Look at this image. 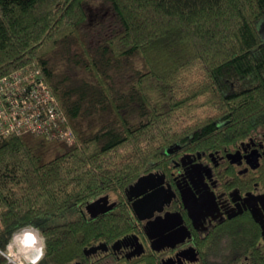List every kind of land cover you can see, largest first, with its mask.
I'll return each instance as SVG.
<instances>
[{
    "label": "trees",
    "instance_id": "1",
    "mask_svg": "<svg viewBox=\"0 0 264 264\" xmlns=\"http://www.w3.org/2000/svg\"><path fill=\"white\" fill-rule=\"evenodd\" d=\"M107 1L122 30L96 59L80 39L85 0H0V77L39 68L75 136L72 146L31 134L0 141V251L38 229L40 264L79 260L128 227L86 219L87 202L122 195L169 154L209 152L264 127V0ZM62 49L66 70L50 60ZM136 57L143 70L116 87L110 71Z\"/></svg>",
    "mask_w": 264,
    "mask_h": 264
},
{
    "label": "flooded vegetation",
    "instance_id": "2",
    "mask_svg": "<svg viewBox=\"0 0 264 264\" xmlns=\"http://www.w3.org/2000/svg\"><path fill=\"white\" fill-rule=\"evenodd\" d=\"M167 160L144 174H152L146 185L128 192L136 179L122 195L83 206L86 219L120 217L128 227L65 264H264V127ZM103 196L105 210L88 212Z\"/></svg>",
    "mask_w": 264,
    "mask_h": 264
},
{
    "label": "built area",
    "instance_id": "3",
    "mask_svg": "<svg viewBox=\"0 0 264 264\" xmlns=\"http://www.w3.org/2000/svg\"><path fill=\"white\" fill-rule=\"evenodd\" d=\"M27 134L75 144L72 128L39 68L26 65L0 77V141Z\"/></svg>",
    "mask_w": 264,
    "mask_h": 264
},
{
    "label": "rangeland",
    "instance_id": "4",
    "mask_svg": "<svg viewBox=\"0 0 264 264\" xmlns=\"http://www.w3.org/2000/svg\"><path fill=\"white\" fill-rule=\"evenodd\" d=\"M84 8L87 18L80 27V39L85 43L88 51L93 55V57L98 59L99 47L103 45L108 38L120 32L122 30V25L112 7V4L107 0H85ZM70 44L72 52L79 50L78 45L74 40H72ZM62 54L63 49L51 55L50 60L54 61L58 68L66 70L68 67L60 61ZM140 70H143V65L139 58L136 57L124 60L120 68H114L110 71L111 81L116 87L126 90L130 82L135 78L136 74ZM70 73L74 77H88V73L80 69H70ZM97 120V118L93 117L84 121L83 125L87 130L86 134H89L90 131H94L96 129V127L93 129V126ZM55 155L57 154L50 151L46 158L50 159ZM26 232H29V230L22 233ZM36 236L39 237L37 232ZM14 242L19 244L16 241H12V243ZM22 242L24 244H31L32 241L25 236L22 238Z\"/></svg>",
    "mask_w": 264,
    "mask_h": 264
},
{
    "label": "clouds",
    "instance_id": "5",
    "mask_svg": "<svg viewBox=\"0 0 264 264\" xmlns=\"http://www.w3.org/2000/svg\"><path fill=\"white\" fill-rule=\"evenodd\" d=\"M38 231L37 229L36 232ZM36 232L25 234L32 241L31 244H24L23 242L19 244L10 243L6 250L0 251V256H3L8 264H40L45 256L46 244L43 236L37 237ZM13 241H15V235Z\"/></svg>",
    "mask_w": 264,
    "mask_h": 264
},
{
    "label": "water",
    "instance_id": "6",
    "mask_svg": "<svg viewBox=\"0 0 264 264\" xmlns=\"http://www.w3.org/2000/svg\"><path fill=\"white\" fill-rule=\"evenodd\" d=\"M172 149H168L167 152H171ZM152 174H147V175H142L140 176L135 182L134 184H131L129 187H128V192L132 191L133 189L135 188H139V187H142L144 185H146L147 181L151 178ZM108 202V197L107 196H103V197H100L99 199L89 203L87 206H86V209L88 212L92 213L93 210H98L100 207L103 206L104 203H107ZM105 209L104 208H101L98 210V212H102L104 211ZM97 214V213H96ZM95 214V215H96ZM93 215V214H92ZM94 215V216H95ZM95 250V248H91V249H87L85 250V252L88 254V253H91Z\"/></svg>",
    "mask_w": 264,
    "mask_h": 264
},
{
    "label": "bare ground",
    "instance_id": "7",
    "mask_svg": "<svg viewBox=\"0 0 264 264\" xmlns=\"http://www.w3.org/2000/svg\"><path fill=\"white\" fill-rule=\"evenodd\" d=\"M61 143H63V142H61ZM64 144H65V143H64ZM29 232H32V231L29 230ZM26 233H28V232H26ZM26 233H19V234H17V235L15 236V241L18 242V243H21V242H22V238L26 236V235H25ZM26 237H27V236H26ZM31 243H32V242H31ZM28 250H30V249H28ZM32 251H34V250H32Z\"/></svg>",
    "mask_w": 264,
    "mask_h": 264
}]
</instances>
